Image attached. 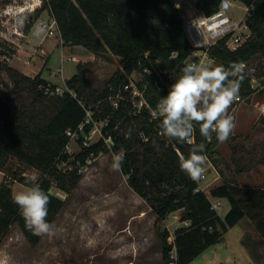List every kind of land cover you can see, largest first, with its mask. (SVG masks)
<instances>
[{"label": "trees", "instance_id": "1", "mask_svg": "<svg viewBox=\"0 0 264 264\" xmlns=\"http://www.w3.org/2000/svg\"><path fill=\"white\" fill-rule=\"evenodd\" d=\"M222 1L196 0L195 4L205 14H211L220 8ZM240 1L249 7L250 36L235 49L228 47L226 39L218 40L209 48L216 65L244 66L240 99L235 102L251 100L256 90L254 78H261L264 83V0ZM47 8L56 20L63 44L83 45L95 54L110 51L119 57L121 67L98 89L83 75L79 65L78 72L65 80L66 88L58 93V86L41 72L31 76L0 59V170L4 173L0 183V244L15 223L32 245L39 243L43 236H36L25 227L13 202V181L30 187L34 180L48 194L47 221L51 224L66 199L55 194L52 188L67 195L72 193L88 159L109 149L123 154L120 168L127 175L128 184L156 214L162 264H189L244 217L264 237L263 186L224 181L212 187V197L226 198L230 203L222 216L212 207V199L198 188L199 183L179 167V158L188 157L193 145L165 136L160 119L146 111L135 113L131 102H122L118 108L112 103V98L136 72L142 74L137 85L150 106L156 109L182 74L188 59L197 58L192 55L193 46L184 18L174 0H43L29 16L26 32ZM254 57H259V62L249 72L245 64ZM2 71L11 77L12 85L2 77ZM89 107L95 119L106 120L103 132L110 143L100 138L85 145L84 134L93 127V122H87L78 139L80 150L72 153L67 149L70 142L67 130L76 129L85 121ZM235 107L229 112L234 117ZM194 127L193 142L204 144L202 154L215 161V153L222 158L217 151L219 141L215 133L207 140L200 135L199 125ZM29 168L38 170L35 179L27 177ZM177 210L181 212V220L190 223L178 226L171 233L162 222Z\"/></svg>", "mask_w": 264, "mask_h": 264}, {"label": "rangeland", "instance_id": "2", "mask_svg": "<svg viewBox=\"0 0 264 264\" xmlns=\"http://www.w3.org/2000/svg\"><path fill=\"white\" fill-rule=\"evenodd\" d=\"M174 2L184 20L191 18L196 0ZM42 3L43 0H0V51L9 54L10 59L6 61L31 76L41 72L62 90L66 88L65 80L78 72L81 65L83 75L102 89L121 67L119 57L110 51L95 54L83 45L63 44L58 25L50 34L41 24L53 22L48 8L26 32L29 16ZM221 6L235 17L244 15L247 9L240 0H223ZM37 30L41 31L39 37L35 35ZM258 62L259 57H254L245 67L250 72ZM1 75L12 85L7 72L2 71ZM141 77V73L135 72L130 80L137 83ZM258 83L256 78L257 87ZM235 101L229 112L244 100ZM259 120V124L264 123V119ZM257 122L247 128L241 123L237 125L228 140L217 146L222 158L217 153L214 154L216 161L209 157L212 164L206 177L198 183L211 199L210 189L224 181L264 187V128L258 127ZM103 124L104 120L98 121L93 139L100 136ZM79 150L80 144L71 141L68 151ZM119 154L109 149L88 159L82 167V178L69 195L53 187L55 194L66 198L51 223L53 234L43 235L39 243L32 245L19 225L13 224L0 244V264H162L161 239L154 213L148 202L130 187L127 175L114 166L115 156ZM26 175L35 179L39 172L29 168ZM27 187L19 181L12 182L13 194ZM221 200L219 213L224 216L230 203L226 198ZM175 214L181 215L180 210L171 212L162 222L171 233L183 224ZM172 254L175 255L174 250ZM191 263L264 264V237L244 217Z\"/></svg>", "mask_w": 264, "mask_h": 264}, {"label": "clouds", "instance_id": "3", "mask_svg": "<svg viewBox=\"0 0 264 264\" xmlns=\"http://www.w3.org/2000/svg\"><path fill=\"white\" fill-rule=\"evenodd\" d=\"M35 35L39 37L41 31L37 30ZM181 72L152 115L160 119L165 136L193 145L188 157L179 158V167L192 181L199 182L206 172L207 157L202 154L204 144L193 142L194 126L199 125L200 135L207 140H211L213 133L220 143L228 140L236 127L229 108L239 94L244 66L233 63L225 68L200 61L186 64ZM123 159V154L115 156L117 169ZM13 202L25 221V227L34 235L53 234V225L47 221L50 199L38 183L33 180L30 187L14 193Z\"/></svg>", "mask_w": 264, "mask_h": 264}, {"label": "built area", "instance_id": "4", "mask_svg": "<svg viewBox=\"0 0 264 264\" xmlns=\"http://www.w3.org/2000/svg\"><path fill=\"white\" fill-rule=\"evenodd\" d=\"M249 7L247 6L246 12L244 15L235 17L230 15L228 11L220 6V8L211 14H205L197 7L193 10V15L188 20H184L185 30L188 36L190 43L193 46L192 55H196L197 58H193L192 56L188 59L189 63H199L200 61L210 62L215 64L216 60L209 53V48L215 44L220 39H226V43L229 48L235 49L240 44H242L251 34L250 26L247 22V11ZM43 26L46 27L48 33L52 34L55 31L57 25L56 20L53 19L52 23H43ZM0 59L7 60L10 59L9 54L3 53L0 54ZM165 71H167L165 69ZM168 72V71H167ZM170 76H175L173 72H169ZM125 92H128L130 96H127ZM56 92L62 93L63 90L60 87H57ZM237 99H240L237 96ZM113 105L115 108H118L120 104L123 102H131L134 107V112L140 114L144 111L148 112L150 115L154 112L153 109L147 99L143 94V90L137 85V83L130 80V82L124 85V88L119 90L117 94L112 98ZM153 116V115H152ZM98 119H95L93 116L92 107L87 109V116L85 121L81 122L76 129H68L67 133L70 135V142L67 145V149L71 141L75 140L78 142L80 135L84 132V127L87 122H93L92 129L84 134L83 143L85 145H89L90 143L99 140L100 138H104L108 143V139L103 132V125L107 122L104 121L102 128L100 130V136L97 139H93L94 133L97 130ZM194 141V138H193ZM110 147V144L108 145ZM207 162H206V172L203 176L206 177L208 169L212 164L211 159L207 154ZM201 189L200 186H198ZM222 198L213 197L212 199V207L216 209L219 213V209L222 207ZM176 218L181 220V215L175 214ZM183 224H189V220H181Z\"/></svg>", "mask_w": 264, "mask_h": 264}, {"label": "crops", "instance_id": "5", "mask_svg": "<svg viewBox=\"0 0 264 264\" xmlns=\"http://www.w3.org/2000/svg\"><path fill=\"white\" fill-rule=\"evenodd\" d=\"M257 79H259V83H258L259 87H257V85L254 84V80H256V78H254L253 85L256 87V90L253 93L251 100L248 102L241 101L239 102V105L236 107V118H235L236 127L237 125L241 123V125L247 128V126L253 125L256 121H258L257 122L258 127L261 128V126H263L264 128V123L259 124L260 122L259 119H262V120L264 119V83L262 82L261 78H257ZM3 176H4V173L2 170H0V183L3 179ZM154 216L156 219L155 213H154ZM191 262L189 264H193Z\"/></svg>", "mask_w": 264, "mask_h": 264}]
</instances>
